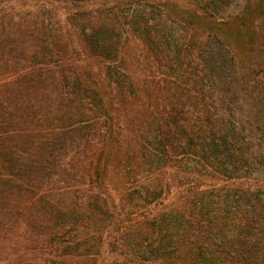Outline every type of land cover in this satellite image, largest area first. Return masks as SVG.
Instances as JSON below:
<instances>
[{
	"label": "trees",
	"instance_id": "obj_1",
	"mask_svg": "<svg viewBox=\"0 0 264 264\" xmlns=\"http://www.w3.org/2000/svg\"><path fill=\"white\" fill-rule=\"evenodd\" d=\"M0 264H264V0H0Z\"/></svg>",
	"mask_w": 264,
	"mask_h": 264
}]
</instances>
